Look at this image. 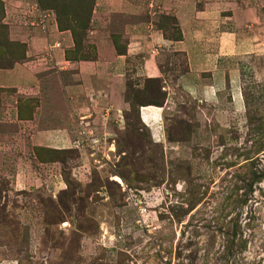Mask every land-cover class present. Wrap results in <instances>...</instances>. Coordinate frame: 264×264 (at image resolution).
I'll return each instance as SVG.
<instances>
[{"label": "rangeland", "instance_id": "1", "mask_svg": "<svg viewBox=\"0 0 264 264\" xmlns=\"http://www.w3.org/2000/svg\"><path fill=\"white\" fill-rule=\"evenodd\" d=\"M56 1L81 37L91 0ZM8 14L0 0V66L25 50ZM227 61L239 110L227 93L214 106L177 93L162 144L132 127L89 153L34 149L58 163L43 186L10 188L0 175V264H264V56ZM136 94L161 100L155 85Z\"/></svg>", "mask_w": 264, "mask_h": 264}, {"label": "crops", "instance_id": "2", "mask_svg": "<svg viewBox=\"0 0 264 264\" xmlns=\"http://www.w3.org/2000/svg\"><path fill=\"white\" fill-rule=\"evenodd\" d=\"M5 1L10 40L26 46L22 62L0 69V175L10 188L51 179L58 163L34 149L89 153L125 132L130 83H158L161 106H140L138 121L162 144L174 95L214 106L227 93L239 110L240 72L227 58L264 56V0H94L80 49L37 0Z\"/></svg>", "mask_w": 264, "mask_h": 264}, {"label": "trees", "instance_id": "3", "mask_svg": "<svg viewBox=\"0 0 264 264\" xmlns=\"http://www.w3.org/2000/svg\"><path fill=\"white\" fill-rule=\"evenodd\" d=\"M93 1L94 0H91V2H90L88 18H87V21L85 23V26L82 29L81 37L78 36L77 28L75 27L74 24H72L73 22L62 18L63 15L60 14V11L58 8V3L56 0H37V3H38L39 8H40V6H42V9H41L42 11L43 10L49 11L51 9V7L53 6V4H55V7L53 6V8H55L57 11V15H56L57 21L56 22H57L58 28L61 30H70L74 36L75 41H76L77 49H80L81 48V42L85 38V33H86V29H87L88 22L90 19ZM166 18H167V21H165L164 18H162L166 22V24L170 25V23L174 22L173 18H171V17H166ZM173 30H174V33H173L174 38L180 37L178 29L176 27H173ZM24 48H25V50L23 52V56H22V59L20 61L15 60L11 64H8L6 66H0V69L12 68L14 66V64L23 61L25 59L26 46H24ZM80 59H87V57L81 55ZM150 85H152V86L155 85L157 87V90H158L159 94L161 95V100L158 102H145V101L141 102L140 100H138V96L136 93L142 91L143 89H146ZM163 99H164L163 93L160 91L158 83L156 81H152V80L145 81V84H144L142 89L133 88L132 84L130 83V85H128V89L126 91V100L130 103V112L126 115V119H127L126 131H127V129H129V128L131 129L132 127H136L139 130H141V127H140L139 121H138V108L140 106H161ZM133 110H135V114H136L135 119H132L130 116V113H132ZM167 135H168V132H167ZM56 152H58V151H56Z\"/></svg>", "mask_w": 264, "mask_h": 264}]
</instances>
